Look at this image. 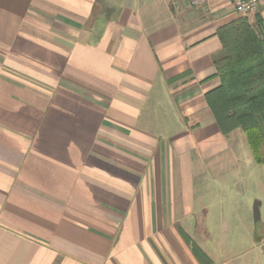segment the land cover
<instances>
[{"label":"crops","instance_id":"obj_1","mask_svg":"<svg viewBox=\"0 0 264 264\" xmlns=\"http://www.w3.org/2000/svg\"><path fill=\"white\" fill-rule=\"evenodd\" d=\"M240 16L230 0H0V264H264V235L210 223L206 193L242 165L244 135L205 101L217 30ZM246 19L264 35V1ZM219 230L246 251L217 259Z\"/></svg>","mask_w":264,"mask_h":264},{"label":"trees","instance_id":"obj_2","mask_svg":"<svg viewBox=\"0 0 264 264\" xmlns=\"http://www.w3.org/2000/svg\"><path fill=\"white\" fill-rule=\"evenodd\" d=\"M216 36L222 48L214 61L219 85L205 95L206 104L220 133L241 130L254 163L264 165V35L239 18ZM191 248L201 255L193 243Z\"/></svg>","mask_w":264,"mask_h":264},{"label":"rangeland","instance_id":"obj_3","mask_svg":"<svg viewBox=\"0 0 264 264\" xmlns=\"http://www.w3.org/2000/svg\"><path fill=\"white\" fill-rule=\"evenodd\" d=\"M240 18L246 19L247 17L240 16ZM238 132L244 138L242 131L239 130ZM242 148L243 151L240 155L242 165L238 168V171L232 173L227 179L224 175L209 184L206 193H209L211 206L217 209V214L211 216L210 223L223 227L225 222L230 223L233 218L237 221H245V216H248L251 226H256L255 236L264 235L262 224L264 221V167L253 162L247 163V157L251 159L252 155L246 141H244ZM255 202L261 204L259 206V219L256 223H254L253 214ZM234 213H236V216L233 215ZM217 234L218 239L221 241L224 237V231L219 230ZM225 245L226 242L221 241L215 248L214 255L219 260H224L231 255L235 256L236 253L246 251L248 248L243 243L233 248H227ZM243 254L244 256L250 255L247 252ZM235 262L234 264H236ZM231 264H233L232 260Z\"/></svg>","mask_w":264,"mask_h":264},{"label":"built area","instance_id":"obj_4","mask_svg":"<svg viewBox=\"0 0 264 264\" xmlns=\"http://www.w3.org/2000/svg\"><path fill=\"white\" fill-rule=\"evenodd\" d=\"M264 0H230L235 13L248 17L253 14L260 2ZM192 7L202 5L206 0H189Z\"/></svg>","mask_w":264,"mask_h":264},{"label":"water","instance_id":"obj_5","mask_svg":"<svg viewBox=\"0 0 264 264\" xmlns=\"http://www.w3.org/2000/svg\"><path fill=\"white\" fill-rule=\"evenodd\" d=\"M253 214H254V221L257 222L259 219L258 202H255L254 204Z\"/></svg>","mask_w":264,"mask_h":264}]
</instances>
